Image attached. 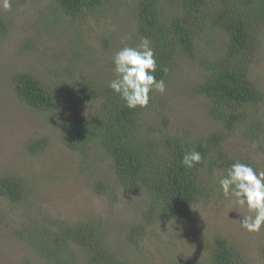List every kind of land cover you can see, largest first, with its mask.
Masks as SVG:
<instances>
[{
  "label": "rangeland",
  "instance_id": "rangeland-1",
  "mask_svg": "<svg viewBox=\"0 0 264 264\" xmlns=\"http://www.w3.org/2000/svg\"><path fill=\"white\" fill-rule=\"evenodd\" d=\"M135 1L103 0L72 17L57 0H12L9 11L0 10L7 26L0 40V179L16 177L27 189L21 203L0 195V264H56L45 258L42 245L30 233L56 229L54 222L90 221L101 225L104 244L126 264H176L185 258L211 264L216 237L233 252L235 264H264V228L249 233L240 226L247 212L218 190L221 173L196 174L208 199L190 205L183 218L152 221L144 217L145 196L116 183L107 161L97 159L101 153L95 145L81 154L61 142L64 116H91V109L73 98L78 85L108 84L114 79V54L139 44L132 13ZM254 34L253 45L238 56L236 66L245 72L259 102L255 108L245 107L250 117L246 123L222 133L221 147L233 159L264 171V23ZM224 42L222 33L207 27L195 40V53L199 59L221 55ZM198 58L174 60L164 80L165 92L154 93L143 113L145 137L158 143L167 136L194 139L223 131L222 123L209 113L210 101L194 91L207 74ZM17 73L47 86L56 105L40 111L18 99L11 83ZM99 106L93 104L92 111ZM251 123L258 129L253 137ZM41 139L45 146L30 153L26 144ZM84 162L88 169L81 172ZM97 181H105L103 193L96 191ZM134 226L141 229L131 233ZM63 252L70 264H87L82 248L68 244Z\"/></svg>",
  "mask_w": 264,
  "mask_h": 264
},
{
  "label": "trees",
  "instance_id": "trees-1",
  "mask_svg": "<svg viewBox=\"0 0 264 264\" xmlns=\"http://www.w3.org/2000/svg\"><path fill=\"white\" fill-rule=\"evenodd\" d=\"M57 1L64 13L71 17L103 3V0ZM133 8L139 37L148 38L154 49L158 65L154 75L158 80H165L169 76L175 59L187 58L193 61L198 58L195 40L203 34L204 29L208 27L223 34V54H208L205 58H198L197 63L205 67L207 74L193 86L196 93L210 101L209 113L222 123L223 131L194 139L167 136L164 141L157 143L143 135L140 121L146 107L128 109L108 84L84 82L78 85L73 98L87 105L91 109V116L88 119L76 114L64 116L60 139L68 150L81 154L95 145L101 153L97 159L107 161L116 183L145 196L144 217L147 220H178L183 218L190 205L208 199L206 189L196 181V174L205 171L210 175L217 172L224 176L226 170L237 161L222 150L221 142L225 135L222 133L231 132L246 123L250 117L244 112L245 107L255 108L259 102L255 88L246 81L245 72L237 68L236 60L250 44L253 45L254 31L264 23V0H136ZM6 28L0 18V40ZM11 83L17 98L35 110L46 111L56 105L55 94L29 74L17 73ZM153 94H149V102ZM93 104L100 106L92 111ZM239 107L243 108L237 112ZM249 126L248 130H252L253 137L258 129L256 124L251 123ZM148 129L153 131V128ZM44 146L43 139L26 144L30 153ZM192 149L200 152L202 162L187 169L181 164V159L185 152ZM239 162L246 163L241 160ZM88 165L84 162L79 167L80 171L82 169L81 172H85ZM94 185L97 192L105 191V181H97ZM26 193L27 189L20 179L11 176L0 179V195L12 203H21ZM52 226L56 229L30 233L42 245L40 252L46 259L53 258L56 264H70L63 252L64 247L70 244L84 250L87 264H126L104 244L106 234L100 224L91 221L73 225L54 222ZM139 229V226H134L131 233ZM129 240L133 242L131 236ZM31 243L35 244L33 241ZM210 262H236L235 255L220 237L213 240ZM176 264L202 262L185 258Z\"/></svg>",
  "mask_w": 264,
  "mask_h": 264
},
{
  "label": "clouds",
  "instance_id": "clouds-1",
  "mask_svg": "<svg viewBox=\"0 0 264 264\" xmlns=\"http://www.w3.org/2000/svg\"><path fill=\"white\" fill-rule=\"evenodd\" d=\"M11 7L12 0H0V10L6 12ZM112 64L114 79L108 87L124 102V107L143 109L149 104L150 93L165 92V81L154 75L158 65L148 38L141 37L136 46L118 50L112 57ZM201 162L202 156L195 149L185 152L181 159L187 169ZM218 185L225 198L246 210L240 226L249 233H259L264 228V171L236 161L226 170V175L219 178Z\"/></svg>",
  "mask_w": 264,
  "mask_h": 264
}]
</instances>
